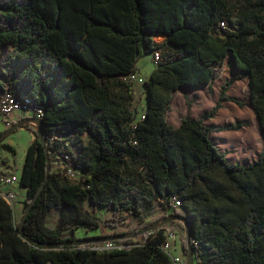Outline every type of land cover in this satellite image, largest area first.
I'll use <instances>...</instances> for the list:
<instances>
[{"label":"trees","instance_id":"16d2710c","mask_svg":"<svg viewBox=\"0 0 264 264\" xmlns=\"http://www.w3.org/2000/svg\"><path fill=\"white\" fill-rule=\"evenodd\" d=\"M220 22L226 24L222 32L216 30ZM156 36L164 40L156 43ZM155 52L160 61L143 83L146 106L136 120L129 106L133 84L125 78L136 73L139 58ZM226 57L232 72L214 106L197 120L184 117L177 128L169 126L172 93L210 89L212 65ZM245 78L264 135V0H0V94L43 108V136L68 142L87 185L50 171L21 231L0 198V264H171L160 250L170 223L138 243L112 241L129 247L122 250L99 253L92 249L98 243L45 246L75 240H63L64 232L101 226L80 214L85 203L125 219L155 202L168 212L163 216L188 220L197 264H264V153L230 164L210 135L240 125L204 123L223 102L245 106L226 95ZM81 135L84 145L76 143ZM32 136L18 184L25 192L22 213L46 175L44 150ZM129 166L142 171L134 185L123 179ZM52 209L57 218L49 230L44 218ZM181 247L184 252V236Z\"/></svg>","mask_w":264,"mask_h":264},{"label":"rangeland","instance_id":"374dc122","mask_svg":"<svg viewBox=\"0 0 264 264\" xmlns=\"http://www.w3.org/2000/svg\"><path fill=\"white\" fill-rule=\"evenodd\" d=\"M254 2V0H251ZM160 42V39H154ZM157 65L153 64L152 55L142 56L136 63V74L144 79L148 78L155 70ZM214 79L210 89L203 87H181L178 93L172 94V102L169 104L168 111L165 114V120L169 126L176 128L180 120L184 117L190 120L199 119L204 113L208 112L215 104L218 98L219 87L226 81L232 72L229 57H226L220 66L212 65ZM247 78L235 82L227 91L226 95L240 100L244 103V107L239 109L235 104L223 102L216 116L204 123L209 125H232L238 124L240 128L236 131H226L217 134H211L210 139L218 150L225 155L228 163L243 165L254 161L260 152L264 153V135L259 127L258 121L249 103V91L247 87ZM178 90V89H177ZM114 92V91H113ZM185 100L189 101L188 108ZM130 109L135 113L136 120L140 119V115L145 110L146 98L143 93V85L133 86V97L129 103ZM12 123L19 122L15 118ZM176 122L178 124H176ZM12 123L5 124L0 118V134L12 128ZM22 130L17 129L6 135L1 144L11 143L9 145L14 154L0 148V175L15 172L20 176L21 167L23 165L26 149L31 141V136L35 132L30 125L22 126ZM33 137V136H32ZM76 143L84 145L86 143L85 135L76 137ZM50 162V161H49ZM50 171H53L52 167ZM142 172L140 168L130 167L123 173L124 182L134 185L137 182L138 173ZM18 186L13 188L1 186L0 192L15 194V203L12 207L13 217L16 223L22 218V196L18 194ZM178 210V209H177ZM84 216L91 215L99 223L100 227L93 231L77 229L73 233L64 232L61 237L66 239H89L104 238L113 234H121L140 230L158 219L162 218L168 212L163 211H141L137 215H124L125 219L117 213L109 212L104 208H93L85 203L80 214ZM86 213V214H85ZM57 212L52 209L44 218V226L49 230H54L56 224ZM122 222V223H121ZM180 224L173 222L170 225ZM169 225H167L168 227ZM182 232L179 231L178 239L182 240ZM132 242L138 243L143 240L142 236L132 239ZM181 254V250L177 251ZM184 257V255H183ZM192 264L193 256H192Z\"/></svg>","mask_w":264,"mask_h":264},{"label":"built area","instance_id":"2783aa9c","mask_svg":"<svg viewBox=\"0 0 264 264\" xmlns=\"http://www.w3.org/2000/svg\"><path fill=\"white\" fill-rule=\"evenodd\" d=\"M226 29V24L224 22H220L218 28L216 29L218 32H222ZM153 64H157L160 61V52H155L152 55ZM126 82H129L134 85H143L145 79L138 76L136 73H131L129 76L125 78ZM43 115V108L30 103L28 100H20L15 98L12 94L8 92H4L0 94V118L5 122V124H9L13 122V118L16 120H21L23 118H34L37 121L41 122ZM143 116H140L142 119ZM30 126L35 130V125L30 124ZM44 143L48 148H50L49 152V160L52 166L53 172L58 176L66 178L69 182L75 185H81L84 188H87L86 182L80 172V167L75 165L71 159V149L68 147L69 144L67 141H62L61 136L58 135H49L43 136ZM19 178L15 172H11L10 174H1L0 175V187H19ZM0 198L3 199L11 208L14 206L15 194L12 193H2L0 192ZM180 207V202L175 201L173 208L178 209ZM165 211L164 207L158 202H155L152 206L146 209H140L141 211ZM122 223V222H121ZM173 224V222H172ZM179 231L182 232V236H184V229L182 224L178 223L176 225H170L163 230V235L165 237V241L160 247L161 252L167 256L171 264H185V258L183 257L181 242L178 239ZM128 246L119 245L113 242H105L99 244L92 249L96 252H107L114 250H122L127 249ZM181 250V254L177 251ZM194 264L199 262L198 253L192 255Z\"/></svg>","mask_w":264,"mask_h":264},{"label":"water","instance_id":"95a60500","mask_svg":"<svg viewBox=\"0 0 264 264\" xmlns=\"http://www.w3.org/2000/svg\"><path fill=\"white\" fill-rule=\"evenodd\" d=\"M33 124L35 125V135L37 140L40 142L44 153H45V163H46V175H45V180L44 182L40 185V187L37 189L35 194L33 195L32 199L26 206V209L24 210L22 214V218L19 222V229L21 231L22 225L26 219V216L30 209L32 208L33 203L35 202L36 198L38 197L40 191L42 190L45 182L47 181L49 174H50V162H49V155L48 151L46 148V145L44 143L43 139V134L41 131V122L37 121L34 118H23L19 120V122H16L12 128L9 130L5 131L3 134H0V141L8 135L10 132L21 129L22 126L24 125H30ZM172 222H180L183 226L184 229V239H185V247H184V258H185V264H192V248L190 245V232H189V225H188V220L185 217L179 216V215H168V216H163L160 218L158 221L154 222L153 224L146 226L136 232H132L129 234H123L119 236H109V237H104V238H92V239H80V240H73V241H64L61 243H56V244H45L46 247L54 248V247H63V246H77V245H86V244H101L105 242H112L116 240H121V239H134L139 236H143L145 233L154 231L155 229L159 228L162 225L172 223Z\"/></svg>","mask_w":264,"mask_h":264},{"label":"crops","instance_id":"0c3cea01","mask_svg":"<svg viewBox=\"0 0 264 264\" xmlns=\"http://www.w3.org/2000/svg\"><path fill=\"white\" fill-rule=\"evenodd\" d=\"M155 38H160V42H157V43H161L163 40H164V37L163 36H156ZM154 38V39H155ZM136 72V71H135ZM144 79V78H143ZM148 78H146L145 79V81L147 80ZM178 91H179V89L178 90H176V91H174L172 94H175V93H178ZM171 102H172V100H171ZM170 102V103H171ZM176 124H178L177 122H176ZM180 124V123H179ZM179 125H177L176 126V128L178 127ZM23 128H21L20 130H22ZM32 140H33V137L31 136V141H30V143L32 142ZM29 143V144H30ZM6 145H11V143H7ZM21 169H22V167H21ZM21 173V172H20ZM17 192H18V194L19 195H21L22 196V199L21 200H23L24 199V195H25V192H24V190L23 189H21L20 187H19V190H17ZM23 202V201H22Z\"/></svg>","mask_w":264,"mask_h":264}]
</instances>
